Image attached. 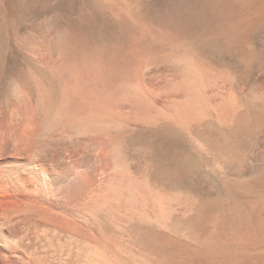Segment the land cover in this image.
<instances>
[{
  "label": "bare ground",
  "instance_id": "obj_1",
  "mask_svg": "<svg viewBox=\"0 0 264 264\" xmlns=\"http://www.w3.org/2000/svg\"><path fill=\"white\" fill-rule=\"evenodd\" d=\"M205 3L172 0L164 20L153 27L154 22L137 16L125 3L110 2L108 15L128 37L106 50L101 44L104 51L98 54L89 52V10L82 11L67 31L64 46L58 39L20 41V54L30 69L15 79L9 97H0V264H129L124 257L121 261L116 234L103 227L117 230L122 221L133 219L166 227L175 195L148 185L145 160L142 168L126 159L133 150L128 140L137 133L156 134L163 127L189 129L214 115L216 103L208 107L202 97L209 94L201 96L199 88L204 82H196L207 67L205 61L190 48L180 49V39L202 27L207 14L200 6ZM244 20L238 24L244 25ZM4 73L2 66L0 87ZM231 106L216 107L219 123L228 126L234 119ZM239 226L228 219L215 220L207 228L188 227L187 233L220 249L234 246L239 255L240 246L264 239V225L250 230Z\"/></svg>",
  "mask_w": 264,
  "mask_h": 264
},
{
  "label": "rangeland",
  "instance_id": "obj_2",
  "mask_svg": "<svg viewBox=\"0 0 264 264\" xmlns=\"http://www.w3.org/2000/svg\"><path fill=\"white\" fill-rule=\"evenodd\" d=\"M115 1L125 3V6L137 16H144L154 22L153 27H156L154 24L160 19L164 20L167 6L172 2V0H0V67H5L0 97H9L18 77L26 75L30 69V65L20 54V41L23 42L25 38L47 42L58 39L59 44L64 46L67 31L71 32L82 11L84 13L89 10L92 13L91 28L86 32L91 45L89 52L96 51L98 54L109 46L116 47V41L118 42L122 36L124 42L128 36L112 21L106 10V6ZM242 3H245V7L241 6ZM256 4H259L257 12L254 9ZM200 8L207 14L202 27L192 36L180 39L182 44L180 47L184 46V49L177 48L184 51L190 48L193 55L196 54V57L205 61L207 72H211L208 74L203 68L204 73L199 72L201 77H198L196 82H199V86L204 82L202 84L204 86L201 85L203 89L199 88L201 96L209 94V97L208 95L202 97L209 103L208 107L211 108V105L216 103L212 106L213 111L211 110L214 117L205 118L189 129L163 127L161 128L163 130L160 132V129L156 134L137 133L128 140L133 150L129 151L126 159L134 163L139 162L137 164L139 167L147 163L145 165L148 169H146L148 185L159 193L175 195L177 198L174 197L175 200L172 201H176V204L171 201L170 207L177 208V211L171 208L174 210L172 212L170 209L175 214L170 212L171 219L169 218L164 228L140 219L122 221L121 228L117 230L103 227L106 232L112 231L116 234L114 237L122 252L120 258L123 261L124 257L125 263L130 261L129 264L169 262V264H245L249 261L246 264H264V239L256 243L250 240L249 245H243L245 248L235 245V250L241 249L238 255L236 251L234 253V246H224L228 247L225 250L223 246L220 249V246L206 245L188 237L191 227L207 228L215 220L228 219L235 227L240 225L239 228L247 230L264 225V0H207ZM258 14L259 20L254 21ZM243 18L244 25L238 24ZM120 41L123 43L122 39ZM101 44L106 46H103L105 47L103 50ZM96 46L100 50L96 49ZM167 64L172 67L170 62ZM218 104L233 105L231 107L235 115L230 121L233 125L219 123L216 112ZM246 112L249 114L246 115ZM164 146H168V149ZM143 149L146 151L143 152ZM164 149L169 151L163 153L166 151ZM144 211L152 213L148 209ZM188 227L190 229H187ZM146 248H149V251ZM154 251L158 254L155 255ZM231 255L233 258H230ZM236 255L239 259L237 257L235 260Z\"/></svg>",
  "mask_w": 264,
  "mask_h": 264
}]
</instances>
